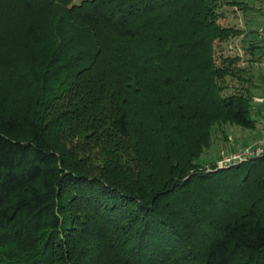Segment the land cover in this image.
<instances>
[{
  "label": "trees",
  "instance_id": "16d2710c",
  "mask_svg": "<svg viewBox=\"0 0 264 264\" xmlns=\"http://www.w3.org/2000/svg\"><path fill=\"white\" fill-rule=\"evenodd\" d=\"M224 7L261 13L243 0H0V52L11 70L21 52L38 85L0 94V244H20L0 264H264V154L187 175L176 146L202 120L210 135L264 128V39L253 18L220 25ZM240 36L249 67L217 65L216 43ZM84 119L85 144L63 146L62 127ZM91 144L99 167L85 165Z\"/></svg>",
  "mask_w": 264,
  "mask_h": 264
},
{
  "label": "rangeland",
  "instance_id": "374dc122",
  "mask_svg": "<svg viewBox=\"0 0 264 264\" xmlns=\"http://www.w3.org/2000/svg\"><path fill=\"white\" fill-rule=\"evenodd\" d=\"M81 1L82 0H73V3L78 4ZM243 1H245L246 3L249 4L250 7L254 8L255 10L261 13L258 14L257 12H255L254 16L248 13L246 16H243L242 9L240 8L224 7L222 10L224 13V18L220 19L219 21L220 25L227 28H233L239 31H245V27H244L245 20L251 21L253 18L254 25L256 24L255 31L258 30V27L261 24L262 16L264 15V0H243ZM255 35L256 38L258 39L259 36L257 34ZM261 40L263 39H260L258 41L263 42ZM4 50L5 51L0 52V94L3 93V95L8 100L11 99V101L17 99L23 93H30L33 97L36 94V91L38 90V85L37 84L35 85L33 83L28 84L30 83L29 81L31 79H29L30 78L29 71L27 70L26 64H24L22 53L18 52L19 54L15 63V68L11 70L10 69L11 67H8L7 64L9 62L8 60H10L12 55L9 53L8 49H4ZM214 50H215L214 58L217 65L220 64L223 58L239 57L240 61L237 65L242 68L249 67V59L251 56L246 48V42L243 40V36L230 38L227 41L216 43ZM261 58L262 59L256 62L254 66V68L256 69L255 72H253L255 75V83L259 82L258 79L256 78L257 74H259V72L262 73L264 71V53H262ZM226 79L228 86L235 84V82L230 81L228 78ZM57 84L58 81L52 84L53 90L56 89ZM231 91L232 89L230 88L228 91H225L224 93L228 94ZM257 96L262 97L263 94L258 93ZM54 112L56 113V109H54ZM263 112H264V108H263ZM263 118H264V113H263ZM203 122L204 121L202 120L198 124L197 127L200 128L194 127V130L193 127L185 128L184 132L186 133H183L181 137L188 135L189 138L187 140L184 138L183 142H181L180 144H176V146H179L177 149L178 150L180 149V151L183 153V158H181L180 163L182 161L184 163H188L186 167H182V169H185V171L183 172L187 175L192 174L195 169L204 170V169H208L211 165H215L216 167H218V163L221 160H223L224 157L233 154L237 149L246 148L252 145L260 137L264 135L261 134L262 131L261 125H257V127L254 130H249L228 123L219 125L218 126L219 128L218 127L216 128V126H214L210 135L207 133V129L203 124ZM93 127H95L93 130L96 131L95 130L97 129L96 126ZM62 129L64 135L61 138V143L64 144L63 146L66 147L75 144L82 145L85 144V141L83 138H81L80 129L89 130V123L85 119L80 120L77 123H74L72 121L69 123L66 122V124L62 127ZM134 133L136 135V130L132 134ZM198 134L202 138L203 136L205 138L207 135V145L205 147H200L199 150H195L196 147L195 141L197 139ZM65 136L67 137V139L64 138ZM175 139L178 140L179 137L176 136ZM90 146L89 147L91 149L87 151V156H86L87 162H85L86 163L85 165L88 166L94 165L96 167H99L101 165L99 158L100 151L97 148V146H94L93 144H91ZM180 163L178 162L179 166ZM19 245L17 243H12L11 245L0 244V262L11 260V258L18 257L17 254H19ZM105 259H106L105 263L113 264V262L107 259L106 257Z\"/></svg>",
  "mask_w": 264,
  "mask_h": 264
},
{
  "label": "built area",
  "instance_id": "2783aa9c",
  "mask_svg": "<svg viewBox=\"0 0 264 264\" xmlns=\"http://www.w3.org/2000/svg\"><path fill=\"white\" fill-rule=\"evenodd\" d=\"M258 36L264 39V16L262 18L261 26L258 29ZM264 154V135L260 137L255 143L246 147L237 149L233 154L224 157L218 163L219 168H225L234 164H239L247 161L253 157L261 156Z\"/></svg>",
  "mask_w": 264,
  "mask_h": 264
},
{
  "label": "crops",
  "instance_id": "0c3cea01",
  "mask_svg": "<svg viewBox=\"0 0 264 264\" xmlns=\"http://www.w3.org/2000/svg\"><path fill=\"white\" fill-rule=\"evenodd\" d=\"M262 131H261V134H263L264 133V128L263 129H261Z\"/></svg>",
  "mask_w": 264,
  "mask_h": 264
}]
</instances>
